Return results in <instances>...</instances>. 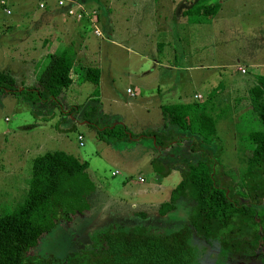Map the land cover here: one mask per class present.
I'll use <instances>...</instances> for the list:
<instances>
[{"label":"rangeland","instance_id":"rangeland-1","mask_svg":"<svg viewBox=\"0 0 264 264\" xmlns=\"http://www.w3.org/2000/svg\"><path fill=\"white\" fill-rule=\"evenodd\" d=\"M2 1L10 12L3 11L0 3V70L10 73L16 86L35 82L42 64L38 56L43 37L48 39L53 33L64 47L66 40H72L65 50L73 54L75 44H81L83 49L78 52L79 60L73 61L77 71L73 82L78 85L73 93L63 89L58 105L30 103L16 93L0 92V215L22 202L35 155L59 149L86 162L78 175L80 187L87 190L77 200L83 215L70 213L67 219L65 214L70 209L56 210L58 224L42 236L30 254L69 261L90 243L96 244V231H89L96 224L109 218L131 219L134 210L145 211L153 218L158 204L167 199L180 178L181 163L161 175L169 167L170 158L180 153L192 155L184 151L183 145L182 152L176 147L160 152L147 138L114 144L100 140L83 120L91 100L99 99L101 119L104 114L118 116L117 120L136 132L162 127L163 119L157 125L151 108L188 98L200 103L215 88L208 104L221 115L215 122L221 144L217 154L219 172L225 182L237 180L243 155L240 147L246 144L249 127L256 125L255 120H247L240 129L244 136L241 140L236 137V125L244 120L246 101L242 97L247 90V73L239 72L237 66L245 68L241 65L245 64L250 73L264 70L262 61L250 66L252 59H260L264 53V0H198L218 2L219 7L212 15L201 16L200 25L184 36L189 48L197 46L196 55L188 57L191 65H202L189 73L179 66L171 68L176 59L168 57L165 44L159 52L158 43L166 39L170 45L176 42L177 22L173 23V19L178 18L182 5L189 7L197 0H83L86 9L95 11L90 20L101 31L99 37L92 33L93 26L87 18L75 23L63 11L55 10L52 1L47 4V13L35 9L32 0ZM154 58L162 61V66L154 65ZM83 65L100 70L98 84L82 80ZM178 92V98L172 96ZM196 92L201 93L200 99L194 96ZM76 134L82 135L81 145ZM154 157L161 160L156 168L151 163ZM188 209V201H182L160 216L161 223L150 225L159 231L170 229L184 222ZM77 211L79 207L75 206L73 212ZM188 242L191 264H262L258 255L227 256L218 248L216 239L192 233Z\"/></svg>","mask_w":264,"mask_h":264},{"label":"trees","instance_id":"trees-1","mask_svg":"<svg viewBox=\"0 0 264 264\" xmlns=\"http://www.w3.org/2000/svg\"><path fill=\"white\" fill-rule=\"evenodd\" d=\"M218 7V2L197 0L182 12L188 21H197L198 15H212ZM65 49L46 52L40 58L41 68L32 84L18 87L10 73L0 70V92L16 93L30 103L58 105V95L74 83L77 74L73 52ZM98 77L97 67L82 66V80L97 84ZM93 91L97 93L95 88ZM215 92L213 88L200 103L191 100L161 104L163 124L158 129L134 132L117 120L118 116L104 114L101 119L99 99L91 100L84 110L83 120L106 143L147 138L160 151L176 147V151L182 152L183 145L184 151L192 153L174 154L171 161L167 158L170 165L161 175L181 163L180 178L169 190L167 199L157 206L158 214L163 215L180 200L188 201L184 222L159 231L150 223H161L162 219L146 218L144 212L138 211L131 219L109 218L96 224L89 230L96 231V244L90 243L69 261L30 254L42 236L58 224L56 210L70 209L65 214L67 219L70 213L83 215L77 200L87 192L80 187L78 178L86 168L85 161L59 149L44 151L32 158L22 202L0 215V264H191L188 239L192 233L216 239L218 248L227 256L258 255L264 264V74L257 75L256 82L242 97L246 101L244 120L236 125V137L241 140L244 136L240 129L247 120H255L256 125L246 132V144L240 147V172L237 180L231 179L229 183L222 180L218 165L221 144L215 122L221 115L208 104ZM237 100L239 103L240 99ZM160 161L151 158L155 168ZM75 206L79 211L73 212ZM114 224L127 227L115 228Z\"/></svg>","mask_w":264,"mask_h":264},{"label":"crops","instance_id":"crops-1","mask_svg":"<svg viewBox=\"0 0 264 264\" xmlns=\"http://www.w3.org/2000/svg\"><path fill=\"white\" fill-rule=\"evenodd\" d=\"M78 1H80L81 3L83 2V0H78ZM169 1H171V0H169ZM32 3H33V5H34V1L32 0ZM172 3V2H171ZM173 4H171L170 5V9H172L173 7ZM48 7H50V6H47V7H45L44 9H38V8H36L35 7V5H34V8L35 9H38V10H42L43 12H48L47 10H48ZM54 8V7H53ZM186 8V6H181L180 7V9H179V12H177V14H178V18H176V19H173V23H175L176 24V22H177V33H176V35H177V37L176 38H178L179 40H177L176 38H175V41L177 42H175L173 45H170L169 44V42H168V40L166 39V41L165 42H163V43H158V49H160V51L159 52H161L162 51V47L164 46V44L167 46V49H168V51H167V54H168V57L170 58V57H173L174 59H176V63H173L172 65H170L171 66V68H172V66L173 67H176V66H179V69H181V70H183L184 72H190L191 70H194L195 68H198V67H202V65H199L198 63H196V65H191L192 63H191V61H189L188 60V57H189V55H191V53H193L192 54V56H195L196 54H195V51L197 50V46L195 47H193V48H189V46L187 45V42H186V40H185V37L184 36H186V33H187V31L189 30V29H191V30H193V28H195V27H198V25H200L199 23L201 22L200 21V19H201V16H205V15H198V17H197V21H188L187 20V18H186V16L183 14V12H182V10H184ZM55 10H57L56 8H54ZM58 11V10H57ZM55 11H51V12H49V13H54ZM85 18H82V19H80V20H77V21H75V20H73L75 23H78V22H80L81 20H84ZM111 30H109V32H110ZM185 33V34H184ZM99 37V36H98ZM58 37H56V35H54L53 33L52 34H50L49 35V37H48V39L45 37H43V39H42V42H41V45H42V50L40 51V54H39V56L38 57H42L46 52H55V53H57V52H60L63 48H70V44H72V40H69V41H65V43H64V45H65V47L63 46V45H61L60 43V41H58V39H57ZM176 44V45H175ZM74 47L76 48V51H75V53L73 54V61H74V58H75V60H79V54H78V52L81 50L82 52H83V49H82V45L81 44H75L74 45ZM73 52V51H72ZM159 52L157 53V54H159ZM42 54V55H41ZM263 55V57L262 58H260V59H252L253 60V63L252 64H250V66H257L256 64H257V62H260V61H262V65L264 66V53L262 54ZM85 56V55H84ZM83 55L81 56V57H84ZM198 56V55H197ZM196 56V57H197ZM261 56V55H260ZM161 60V59H160ZM162 62V61H161ZM161 62H159L158 61V59H153V64L154 65H156V66H162V64H161ZM74 64V63H73ZM241 65H244L245 66V68H244V72H241V73H247V76L245 77L246 79H247V81H246V83H247V88L249 87V86H251L252 84H254L255 82H256V79H257V75L258 74H262L261 73V71L263 72V74H264V70L263 69H260V72L258 73V72H256V73H254V72H252V73H250L249 71H248V69L246 68V65L245 64H241ZM74 66H76V65H74ZM238 66H240V65H238ZM237 66V67H238ZM98 67H99V65H98ZM100 68V67H99ZM168 69H170V68H168ZM238 69V68H237ZM99 70V69H98ZM239 70V69H238ZM258 69L256 68V71H257ZM259 71V70H258ZM239 72H240V70H239ZM99 79H100V70H99V77H98V82H99ZM98 82H97V84H98ZM28 85V84H31V83H22V85ZM78 84L77 83H71V84H69L66 88H64V91H65V89H70V92L71 93H73V91L75 90V87L77 86ZM20 87V86H19ZM155 90L156 91H159L160 90V87L159 86H155ZM200 94L201 95V93L200 92H196L195 94ZM170 93L168 92V95H169ZM167 95V96H168ZM171 95V94H170ZM179 95H181V93H177V94H173L172 96H174L175 98H178V96ZM189 97V96H188ZM163 98H164V95H163ZM168 98H170V96L168 97ZM192 99H186V100H182V102H186V101H191ZM200 101V100H199ZM175 102H181V101H175ZM157 104H158V102H157ZM160 106H161V104H160ZM160 106H159V109H158V107H154V109L153 108H151V110L154 112L153 113V117L155 118L154 119V122L158 125L159 123H160V121H162V115H161V112H160ZM145 109H147L146 107H145ZM148 110V109H147ZM146 110V111H147ZM154 115H156V117L154 116ZM159 115V116H158ZM148 118H150L151 117V114H149L148 116H147ZM149 143H150V141H149ZM160 151V150H159ZM160 152H162V151H160ZM182 201H184V200H180L179 202H178V204H180V202L182 203ZM136 211L138 212V211H142V210H134V211H132L130 214L131 215H133L134 216V213H136ZM142 212H144L145 213V215H146V218H152L150 215H148L145 211H142ZM132 216V217H133ZM148 216V217H147ZM160 216L161 215H159L158 214V212L156 213V216H154L153 218H160Z\"/></svg>","mask_w":264,"mask_h":264},{"label":"built area","instance_id":"built-area-1","mask_svg":"<svg viewBox=\"0 0 264 264\" xmlns=\"http://www.w3.org/2000/svg\"><path fill=\"white\" fill-rule=\"evenodd\" d=\"M33 1L35 7L38 9H44L45 7H47V4L52 1L54 5L52 7L56 8L57 10L63 11V13H65L69 18H72L75 21L80 20L82 18H87L92 23L93 26L92 33L96 36L101 35V31L99 30V28L96 26L94 22L90 20L91 14L95 13L94 9H86L83 3H81L78 0H33ZM0 3L2 4L1 9L6 13H9L10 8L5 5V1L3 2L2 0H0ZM238 69L240 70V72H244L243 67L238 66ZM127 92L131 93V90L127 89ZM194 96L197 97L198 99L201 98V95L198 93L194 94ZM76 139L78 140L77 142L78 145H81L82 142L80 140L82 139V136L80 134H77ZM111 174H114V172H112ZM138 181H143V178L138 177Z\"/></svg>","mask_w":264,"mask_h":264}]
</instances>
